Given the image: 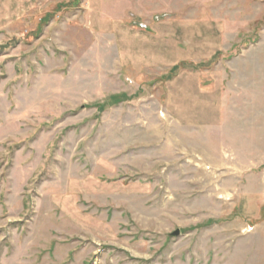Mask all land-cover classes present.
Returning <instances> with one entry per match:
<instances>
[{
  "label": "rangeland",
  "instance_id": "1",
  "mask_svg": "<svg viewBox=\"0 0 264 264\" xmlns=\"http://www.w3.org/2000/svg\"><path fill=\"white\" fill-rule=\"evenodd\" d=\"M0 264H264V0H0Z\"/></svg>",
  "mask_w": 264,
  "mask_h": 264
},
{
  "label": "water",
  "instance_id": "2",
  "mask_svg": "<svg viewBox=\"0 0 264 264\" xmlns=\"http://www.w3.org/2000/svg\"><path fill=\"white\" fill-rule=\"evenodd\" d=\"M181 231L180 230H176L174 233H172L170 236L171 237H178V236H180V233Z\"/></svg>",
  "mask_w": 264,
  "mask_h": 264
}]
</instances>
